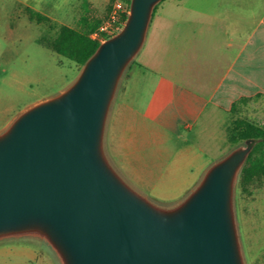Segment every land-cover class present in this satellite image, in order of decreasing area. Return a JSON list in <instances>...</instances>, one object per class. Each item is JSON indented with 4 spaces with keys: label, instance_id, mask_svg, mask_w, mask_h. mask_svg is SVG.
Listing matches in <instances>:
<instances>
[{
    "label": "water",
    "instance_id": "water-1",
    "mask_svg": "<svg viewBox=\"0 0 264 264\" xmlns=\"http://www.w3.org/2000/svg\"><path fill=\"white\" fill-rule=\"evenodd\" d=\"M161 1L130 0L69 84L0 129V241L38 238L59 264H246L235 189L253 144L213 161L169 204L134 188L106 152L118 86Z\"/></svg>",
    "mask_w": 264,
    "mask_h": 264
},
{
    "label": "rangeland",
    "instance_id": "rangeland-1",
    "mask_svg": "<svg viewBox=\"0 0 264 264\" xmlns=\"http://www.w3.org/2000/svg\"><path fill=\"white\" fill-rule=\"evenodd\" d=\"M115 0H0V129L19 111L31 103L52 95L69 84L80 70V65L64 55L56 53L44 45L42 38L56 36L55 27L48 23L31 19L27 8L42 13L57 25L88 31L94 28L93 35L104 37V26L110 22V13ZM260 0H163L155 15L174 18L182 26V32L188 33L192 26H200V14L227 17L228 22L215 26L216 36L228 32L246 31L261 14ZM201 5V6H200ZM158 24L169 25L162 19ZM198 22V23H197ZM176 24V25H177ZM152 29L147 33L141 50L146 48L152 37ZM165 33L163 40H167ZM189 35V34H188ZM128 66L116 92L113 103L122 96L128 77L140 59V52ZM152 60V59H151ZM153 61V60H152ZM156 83L140 85L139 91L144 98L161 101L162 95L156 90ZM246 117L264 124V95H259L243 103L237 112L230 113L226 125L232 119ZM113 132L115 142L128 130H132L135 140L132 142L133 155H119V163L128 165L130 176L122 168L116 169L139 192L150 199L169 204L179 200L195 185L188 184L177 198L158 196L160 184L158 177L171 158L181 154L186 145L183 137L161 134L160 129L149 119L138 118L131 111L114 115ZM128 130H124V129ZM231 148L225 142L221 150H209L206 154V166L226 154ZM162 155L158 157V155ZM124 165V166H125ZM206 169V168H205ZM174 185V184H173ZM237 188V186H236ZM235 213L244 257L248 264H264V177L256 178L247 189L236 193ZM4 244L25 243L36 248L40 254L37 264H59L53 251L42 240L35 237L7 238Z\"/></svg>",
    "mask_w": 264,
    "mask_h": 264
},
{
    "label": "crops",
    "instance_id": "crops-1",
    "mask_svg": "<svg viewBox=\"0 0 264 264\" xmlns=\"http://www.w3.org/2000/svg\"><path fill=\"white\" fill-rule=\"evenodd\" d=\"M259 6L261 14L248 30L220 37L215 35V26L228 22L227 17L200 14V26H192L186 33L174 18L154 14L148 29H152V37L141 50L121 99L112 104L106 128V152L126 176H130L128 165L119 163L118 158L120 154L132 157L131 144L137 139L125 128L128 134L115 142L112 124L113 116L125 110L151 120L161 134L183 137L186 142L181 154L171 158L157 176L163 184L158 196L180 197L186 186L203 174L207 151H219L227 142L232 103L242 96L264 95V0ZM162 19L169 25L158 24ZM165 33H169L167 40H163ZM151 81L162 95L157 104L135 94L140 85ZM2 241L0 264L38 263L40 252L33 246Z\"/></svg>",
    "mask_w": 264,
    "mask_h": 264
},
{
    "label": "trees",
    "instance_id": "trees-1",
    "mask_svg": "<svg viewBox=\"0 0 264 264\" xmlns=\"http://www.w3.org/2000/svg\"><path fill=\"white\" fill-rule=\"evenodd\" d=\"M160 3L155 6L152 17ZM129 4L130 0H127V10L121 14V25L127 18ZM27 11L31 19H35L40 23H48L52 28L55 27L56 36L52 39L42 38L41 42L56 53L74 60L80 66L96 50L101 41L100 38L92 36L94 28H91L88 31H80L64 24L57 25L55 22H52L48 16L36 12L29 7L27 8ZM106 37L108 36H104L103 38ZM259 95L260 94L255 96H242L238 98L232 103L230 113L233 114L237 112L243 103ZM226 140L231 145V148L246 143L253 144L247 160L239 173L236 184L237 193L240 190L247 189L249 184L256 178L264 177V124L255 120H250L246 117L232 119L226 126ZM245 261L246 264H248L246 256Z\"/></svg>",
    "mask_w": 264,
    "mask_h": 264
},
{
    "label": "built area",
    "instance_id": "built-area-1",
    "mask_svg": "<svg viewBox=\"0 0 264 264\" xmlns=\"http://www.w3.org/2000/svg\"><path fill=\"white\" fill-rule=\"evenodd\" d=\"M127 0H115L112 11L110 13V22L104 26V36H110L120 29L121 25V14L127 10ZM93 37L103 39V37L93 35Z\"/></svg>",
    "mask_w": 264,
    "mask_h": 264
}]
</instances>
